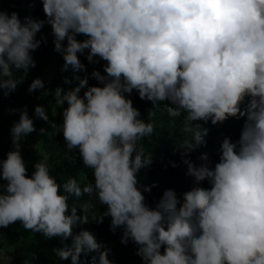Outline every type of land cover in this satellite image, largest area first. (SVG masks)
Instances as JSON below:
<instances>
[{"label": "clouds", "instance_id": "1", "mask_svg": "<svg viewBox=\"0 0 264 264\" xmlns=\"http://www.w3.org/2000/svg\"><path fill=\"white\" fill-rule=\"evenodd\" d=\"M41 2L43 21L0 10V95L22 81L15 73L35 67L32 52L41 45L36 37L44 23L63 56L62 70H83L78 53L85 50L89 62L106 61L105 74L93 72L99 85L74 75L79 83L68 91H50L38 77L28 87L29 93L39 89L54 96L62 109L55 127L67 151H78L92 170L93 182L81 186L69 178L61 185L46 159L27 175L20 142L36 129L25 108L10 128L13 150L0 161V179L7 182L0 185V227L19 222L46 238L60 237L61 247L53 251L71 264H81V254L90 252L98 254L90 264H113L110 250L91 232L73 231L89 222L97 200L106 210L92 219L110 217L111 230L122 229L121 242L136 244L143 264H264V0ZM133 90L154 108L166 102L170 117L183 116L190 138L178 147L195 182L182 199L166 189L155 207L145 203L143 193L150 189L138 173L151 165L152 154H145L142 141L155 126L125 95ZM34 114L51 123L43 105ZM230 117H245L240 137L223 139L214 167L189 160L187 154L206 145L208 130L197 122L217 125ZM202 181L210 187L200 186ZM84 195L89 199L79 205L83 214L74 205L69 211V197Z\"/></svg>", "mask_w": 264, "mask_h": 264}, {"label": "trees", "instance_id": "2", "mask_svg": "<svg viewBox=\"0 0 264 264\" xmlns=\"http://www.w3.org/2000/svg\"><path fill=\"white\" fill-rule=\"evenodd\" d=\"M0 10L8 13L15 11L21 20L24 17H30L33 20H46L41 0H0ZM47 25V23H44L39 32H44ZM76 38L82 40L85 37L78 35ZM53 40L54 37L51 33L45 40L46 42L44 41L38 49L33 51L32 57L35 61V67H31L26 74L15 73L18 79L23 76L16 89L6 96L0 95V161L6 159L7 153L13 150L14 146L12 138H10L9 128L13 126L14 122L18 121L20 111L26 108L28 115L33 120L34 127L44 128L47 130V134L50 135L45 146L50 174L61 185L67 182L69 178H75L78 184L84 186L93 182L92 170L82 164L78 151H67L63 136L55 127L62 123L61 107L56 105L53 95L45 96L42 94V90L39 89L29 93L28 87L31 81L38 77L45 82V88L50 91H54L57 87H60L63 91H68L79 83L78 80L73 79L74 75L80 78L86 77L89 86L99 85V82L93 76V72L99 71L101 74H105L104 64L106 61L94 57L96 62H89L86 59L87 50H85L84 53H78L80 61L85 66L83 70L75 74L70 68L62 70L63 56L55 50ZM63 43L66 44V41ZM52 62H57V72L54 77L46 80L43 76L47 66ZM65 77L69 79V83H65ZM84 90V88L81 89L80 95H83ZM125 95L131 99L133 106L139 110L140 117L145 121H151L155 126L152 136L142 141L145 154L149 152L152 154L151 165L141 169L138 173L140 184L147 185L150 189V191L143 193L145 203L149 207H155L166 189L173 190L178 200L182 199V193L190 190L195 182L192 176L186 174L187 165L183 162L185 156L182 155L178 147L184 139L190 138V134L183 131V116L170 117L168 115L170 105L165 102L154 108L150 101L140 99L136 90ZM36 105H43L46 108L51 123L35 116L34 108ZM244 121L245 117L239 119L230 117L222 124L217 125H212L210 121L207 123L198 121L197 123H200L202 128L208 130L205 137L206 145L200 146L187 154V158L197 166L206 163L208 167L213 168L215 163L219 161V150L223 139L228 137L232 142H236L240 137ZM202 153L207 154L208 159L206 161L200 159ZM34 164L35 162H32L25 166L28 176H31L34 171ZM6 183V181L0 179V185ZM200 186L210 187L207 181L200 182ZM2 190L0 189V191ZM88 199L87 195L79 199L69 197L67 201L69 211L74 205L77 208V215H82V209L79 205ZM105 210L106 205L93 200V208L88 212L89 222L78 223L73 229L74 233H79L82 229L91 232L103 248L110 250L108 259L113 261V264H143L142 258L137 254V245L131 240L126 244L121 242L122 229L111 230L110 217H103L102 223L92 219L93 215L99 216ZM22 229L24 228L17 222L7 228L0 227V234L10 233L14 230L21 231ZM64 243L70 244L71 238L64 241ZM58 247H61L60 237L49 239L41 232H32L29 239H23L17 247L5 252V255L11 258L7 264H71V258L62 260L55 255L53 250ZM161 252H163V247ZM94 255L98 258V254L95 252H90L87 256L81 254V264H90L91 257Z\"/></svg>", "mask_w": 264, "mask_h": 264}, {"label": "rangeland", "instance_id": "3", "mask_svg": "<svg viewBox=\"0 0 264 264\" xmlns=\"http://www.w3.org/2000/svg\"><path fill=\"white\" fill-rule=\"evenodd\" d=\"M52 33L50 25H47V28L44 32L37 33V39H41V44L50 36ZM33 54V52H32ZM63 59V58H62ZM57 72V62L50 63L45 71L44 78L46 80L51 79L56 75ZM36 130L29 133L23 140L20 142V154L24 160L25 166L37 162L41 159H46L45 146L49 134L42 135L40 129L35 128ZM10 133V128H9ZM11 138V134H10ZM32 232L26 229L21 231L14 230L10 233L0 234V264H7L8 259L5 255L6 251L12 250L17 247L23 239H29Z\"/></svg>", "mask_w": 264, "mask_h": 264}]
</instances>
